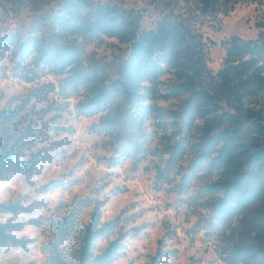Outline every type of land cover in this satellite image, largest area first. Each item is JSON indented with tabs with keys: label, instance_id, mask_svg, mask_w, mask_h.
<instances>
[{
	"label": "rangeland",
	"instance_id": "rangeland-1",
	"mask_svg": "<svg viewBox=\"0 0 264 264\" xmlns=\"http://www.w3.org/2000/svg\"><path fill=\"white\" fill-rule=\"evenodd\" d=\"M61 1L0 0V113H15L0 126V154L7 143L17 146L22 160L42 158L30 175L14 174L0 181V223L15 225L13 235L27 242L25 247L0 243V264H53L54 247L64 259L76 260L96 204L100 224L119 218L111 233L95 244V253L101 254L110 242L122 241L124 250L110 264H152L163 252L172 255L158 264H232L240 248L247 253L236 264H253L254 256L264 261V221L259 219L264 215V161L243 168L260 180L259 202L247 213L225 217L216 207L222 193L211 191L222 181L223 167L210 166L216 155L205 162L200 159L204 135L228 127L219 117L198 119L191 128L185 127L172 118L181 110L183 98L148 100L153 110L146 116L137 110L130 113L116 98L107 112L85 116L78 111L85 90L65 99L59 88L64 76L42 73L33 59L22 67L39 77L25 81L17 76L19 59L4 51L3 40L39 36L38 30L47 29L60 12ZM92 1L139 15L144 32L155 28L163 16L160 0ZM202 29L209 39L208 68L217 74L226 40L234 36L255 40L264 33V0H240L230 15L206 21ZM84 46L86 63L115 81L130 46L109 37ZM173 82L167 75L159 88L166 91ZM249 108L264 125V94ZM106 115L131 124L123 132L131 135L135 159L110 162L117 157L115 141L94 131ZM244 143L240 152L250 144L264 148L263 137H246ZM239 162L245 164V157ZM71 213L70 233L60 237L62 221Z\"/></svg>",
	"mask_w": 264,
	"mask_h": 264
},
{
	"label": "trees",
	"instance_id": "trees-1",
	"mask_svg": "<svg viewBox=\"0 0 264 264\" xmlns=\"http://www.w3.org/2000/svg\"><path fill=\"white\" fill-rule=\"evenodd\" d=\"M239 1L160 0L163 16L155 28L144 32L142 18L133 12L92 0H62L60 12L47 29L38 30L39 36L27 40L6 38L1 47L18 57L20 72L17 76L21 79L33 81L39 77L38 72L22 67L33 59L42 73L64 76L59 88L65 99L85 90V101L78 105L79 113L85 116L107 112L116 98L121 99L127 111L137 110L140 116L152 113V106L146 104L148 100L183 98L181 110L173 112L172 118L180 120L185 127L191 128L198 119L219 117L228 127L204 135L200 159L205 162L217 156L210 166L223 167V179L214 184L211 191L222 193L216 205L218 211L225 217H233L247 213L260 200V180L243 168L263 162L264 148L250 144L244 151L239 149L246 146V137L264 138V125L258 122L259 115L249 108L252 100L264 94V33L255 40L238 36L226 40L222 44L225 48L223 66L213 74L208 68V42L202 27L206 21L230 15ZM102 37L115 38L130 46L128 57L118 66L115 81L101 77L86 63L84 45ZM167 75L172 76L174 82L162 91L159 85ZM51 90L56 91V88L51 86ZM14 116V111L0 113V126ZM109 116L103 117L94 131L115 141L117 157L110 162L118 165L122 157L135 159L131 135L125 133L131 124ZM244 157L245 164H242L239 161ZM41 160L39 155L30 161L22 160L17 146L8 147L4 143L0 154V181L14 174L30 175ZM1 208L15 211L17 206ZM73 218L71 213L62 221L60 237L70 233ZM259 219L264 221V215ZM118 222L119 218L100 224V206L96 204L78 258L68 261L54 247L53 264H110L124 250L122 241L110 242L101 254L95 253V244L111 233ZM16 228L10 223H0V243L25 247L27 242L13 235ZM246 253L244 248L237 249L232 264L243 260ZM170 255V252L158 253L152 264ZM253 260V264H264L257 256Z\"/></svg>",
	"mask_w": 264,
	"mask_h": 264
},
{
	"label": "water",
	"instance_id": "water-1",
	"mask_svg": "<svg viewBox=\"0 0 264 264\" xmlns=\"http://www.w3.org/2000/svg\"><path fill=\"white\" fill-rule=\"evenodd\" d=\"M209 39H207V42H208Z\"/></svg>",
	"mask_w": 264,
	"mask_h": 264
}]
</instances>
